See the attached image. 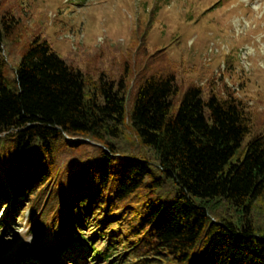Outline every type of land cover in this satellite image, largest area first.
I'll list each match as a JSON object with an SVG mask.
<instances>
[{
  "label": "trees",
  "instance_id": "1",
  "mask_svg": "<svg viewBox=\"0 0 264 264\" xmlns=\"http://www.w3.org/2000/svg\"><path fill=\"white\" fill-rule=\"evenodd\" d=\"M13 9L0 0V202L38 237L108 235L121 264H264V132L246 102L147 64L127 96L129 63L93 75L41 31L11 62Z\"/></svg>",
  "mask_w": 264,
  "mask_h": 264
},
{
  "label": "rangeland",
  "instance_id": "2",
  "mask_svg": "<svg viewBox=\"0 0 264 264\" xmlns=\"http://www.w3.org/2000/svg\"><path fill=\"white\" fill-rule=\"evenodd\" d=\"M12 1L13 10L22 8L24 24L21 40L6 47L11 62L22 42L41 31L58 52L93 75L101 70L117 75L129 63L127 96L146 64L147 73L159 66L175 69L182 86L196 83L223 93L228 87L250 108L251 134L264 132V0ZM253 214L264 224V198ZM30 221L28 209L13 212L0 202V264L13 257L14 264H121L117 253L103 251L108 235L92 247L77 233L73 242L66 235L56 238L50 224L38 237L29 230ZM27 242L52 248L56 263L41 255L22 260L17 249ZM94 249L102 255L92 257Z\"/></svg>",
  "mask_w": 264,
  "mask_h": 264
},
{
  "label": "bare ground",
  "instance_id": "3",
  "mask_svg": "<svg viewBox=\"0 0 264 264\" xmlns=\"http://www.w3.org/2000/svg\"><path fill=\"white\" fill-rule=\"evenodd\" d=\"M17 250H16L17 255L19 254L22 260L31 258L33 256L39 257L41 255L42 257L43 256L46 257L47 261L56 263L57 255L52 248L43 247L42 249H39L35 244L31 245L29 242H27L25 244H19ZM13 261H14V257L8 259L7 262H5L4 264H14Z\"/></svg>",
  "mask_w": 264,
  "mask_h": 264
}]
</instances>
